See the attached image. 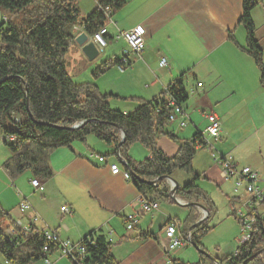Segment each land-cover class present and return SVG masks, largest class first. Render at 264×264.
<instances>
[{"label":"crops","instance_id":"0c3cea01","mask_svg":"<svg viewBox=\"0 0 264 264\" xmlns=\"http://www.w3.org/2000/svg\"><path fill=\"white\" fill-rule=\"evenodd\" d=\"M74 3L82 16L88 14L97 5L96 0H74ZM241 8L242 0H125L123 6L112 13L113 23L107 24L109 38L105 46L107 47L105 59L120 58L124 51H127L125 42L121 38H114L119 30L140 26L144 32V48L139 54L128 53L129 62L126 64L112 65L99 78L92 80L96 82L101 92L103 87L100 83L103 84L102 93L148 100L158 96L178 75L184 73L183 79L189 75L191 88L194 89L190 90L189 94L185 89L187 100L183 103V109L187 122L185 126L179 127L180 117H177L174 122L168 123L167 129L180 139L191 137L195 131L201 132L206 144L196 146V154L197 150L205 149L211 144L207 140L208 136L203 134L204 130L201 129L200 123H195L191 116L195 112L200 114L206 127L205 114L214 113L220 122L216 141L223 140L217 148L218 155H230L238 166L254 169L258 173L257 185L262 187L264 186V151L261 146L258 150L261 152L262 163H256L250 157L251 150L248 156L241 160L234 153L237 144L231 148L226 145L232 138L228 133L234 131L227 124L233 121L236 127L240 120H252L256 114L259 115L264 110L262 101L264 87L259 81L260 72L253 58L240 48L245 46V30L239 23ZM255 13L254 8L251 16L255 25V38L258 40L259 24ZM80 32L82 30L79 28L76 34ZM259 45L263 47L264 63V44L259 43ZM162 57L167 62L165 67L158 65ZM84 58L79 46L74 43V67ZM118 67H122V71L118 70ZM198 82L201 83L200 86H197ZM193 93L195 96L191 99L190 94ZM109 100L112 107L123 112L131 111L137 103L131 99L110 98ZM256 125L257 123L253 121L252 130L244 138H254L259 146L258 132L264 124ZM93 138L88 136L85 143L75 140L70 147L54 148L48 159L52 175L47 179L38 178L43 188L35 189L30 184V180L36 176L28 171L30 175L26 188L19 181L15 182L17 200L7 203L0 195V205L8 209L16 223L31 225L38 230H54L62 240L78 242L92 231L96 233L94 237L104 236L105 240L110 242V251L116 259V264H165L168 260L173 261L170 252L175 248L167 249L163 233L165 223L171 221L170 213L160 210L159 202L157 209L142 211L139 205L140 194L133 183L124 179L122 175H112L107 167L108 162H118L124 169L118 161L119 154L105 157L107 163L104 164L90 157L113 150L111 146ZM0 139L3 142L2 136ZM156 141L157 146L168 156H172L177 150V143L165 135H159ZM135 144L129 149L133 159L141 160L150 156L148 150L141 144L142 151ZM94 147L99 149L106 147V150L95 153ZM239 161L242 163L240 164ZM177 172L178 170L173 171L170 176L178 185L190 179L189 176L184 175L185 172L181 174ZM213 172L215 175L219 173L224 180L228 179L221 174L218 163L209 170L201 171L205 179L212 178L210 176ZM5 175L7 176L6 173ZM9 179L13 185V178L9 177ZM7 181L4 177L5 189L11 187L6 185ZM167 183L170 184L169 181ZM224 195L228 200L229 214L234 213L239 216L252 211V208H248V194L245 190L236 195L226 193ZM177 199V197L176 200L171 198L173 202L186 208L182 201ZM22 201L29 204V208L23 213L18 209ZM62 205H65L69 211H60ZM192 207L197 212L200 211L198 207ZM255 208L264 217V204ZM132 212L139 213L138 221L133 229L127 230L122 217ZM235 220L239 223L237 219ZM154 222L158 229H155ZM175 226L180 233L177 220ZM190 227L188 230L191 229ZM140 232H150L153 237L142 239L138 236ZM240 243L241 241L236 243L226 255L233 254ZM215 256L217 257L218 254L215 253ZM66 258L58 254L52 255L51 264ZM208 258L214 264H218V258L214 256ZM68 260L73 264L70 259ZM174 260L181 262L178 259ZM34 264H43V262L40 260Z\"/></svg>","mask_w":264,"mask_h":264},{"label":"trees","instance_id":"16d2710c","mask_svg":"<svg viewBox=\"0 0 264 264\" xmlns=\"http://www.w3.org/2000/svg\"><path fill=\"white\" fill-rule=\"evenodd\" d=\"M261 0H242L239 23L245 30V46H240L254 60L260 72V84L264 87L263 47L255 38V25L251 11ZM125 0H96V6L82 16L74 0H0V135L8 150L1 163L2 170L10 178L31 172L37 178L47 179L52 175L49 154L57 147H70L75 140L84 142L90 135L113 148L99 154L107 157L119 154L125 160L124 169L139 194L151 201H172L166 179L155 183L148 181L169 176L175 170L191 174V178L175 189V197L203 204L214 212V204L197 180L192 160L196 146L206 144L203 135L195 131L191 137L180 139L167 129L168 117L173 105L183 108L187 92L183 85L184 73L178 75L151 99L121 97L102 93L89 81L75 82L66 70L65 56L74 45V26L93 34L105 24L102 8L108 6L111 15L123 6ZM231 37V36H230ZM232 38V37H231ZM237 44V43H236ZM121 65V58H107L91 70L96 78L112 65ZM110 98L135 100L136 106L123 112L110 105ZM84 121L77 128L72 125ZM124 131V140L116 149ZM165 135L177 143L172 156L166 155L157 146V137ZM141 144L150 156L133 159L130 147ZM183 220L170 219L165 224L182 225L180 235L186 239V231L197 220L194 207L186 206ZM256 221L255 231L241 242L233 254L217 260L218 264H243V261L264 248V217L252 209ZM240 222V218L230 213ZM210 215V216H209ZM189 230L190 242L199 248L198 260L179 264H214L201 248V237L212 227L207 222ZM15 226L17 233L7 234L4 227ZM23 234L8 210L0 205V264H34L45 255L42 247L47 244L43 230ZM142 239L151 238L150 232H140ZM94 231L82 237L85 250L84 264H116L110 251V242ZM51 250L56 246L51 244ZM69 259V258H68ZM73 263V262H72ZM75 264V263H73ZM244 264H264V252L255 254Z\"/></svg>","mask_w":264,"mask_h":264},{"label":"rangeland","instance_id":"374dc122","mask_svg":"<svg viewBox=\"0 0 264 264\" xmlns=\"http://www.w3.org/2000/svg\"><path fill=\"white\" fill-rule=\"evenodd\" d=\"M254 8L256 9V13H255L256 14V21L259 24L258 28H257L258 29L257 36H258L259 43L263 45L264 44V0L259 2L257 5H255ZM254 8L252 10H254ZM83 12L84 11H81V13H83ZM0 14H1V11H0ZM79 28L80 27H78V26H74L73 30H74L75 34ZM241 29H243V28H241ZM87 35L89 36L90 34H87ZM106 38H107V40H106V45H107L109 34L107 35ZM106 49H107V47L99 49L100 52L98 53L97 57L95 59H93L92 61H88L86 58H84L81 62H78L76 64V66L74 67V45H73L68 50V52L65 56L66 70L68 71V73L72 77L73 81H75V82L89 81V82H93L96 84V82L93 81L92 79L95 80L96 78H99L102 74L100 76L94 78L91 75V69L97 63H99L101 60H103V59H105V57H107V55H106L107 50ZM189 79H190L189 75H187L183 79V85H184L185 89L188 91V94H189V92L191 93L190 90L192 87L191 86L192 83L190 82ZM100 85L104 88L102 83H100ZM103 88H101V90H103L102 92H104ZM190 95H191L190 96L191 99H193V96H195V93L190 94ZM262 101L264 103V96H262ZM130 105L131 104L129 103L128 106H130ZM191 117L195 123H200L201 129L204 130L205 122L202 119V117L200 116V114L195 112L192 114ZM253 121L257 123L256 126H262L264 124V110L261 114H259V115L256 114L252 120H250V119L249 120H247V119L240 120L239 124L236 127H235V124L233 123V121L230 122L229 124H227V126H231L229 128H232L234 131L231 134L228 133L229 137H232V138L227 141L226 145L229 148H231V147H233L234 144L235 145L237 144V148H236L234 153H235V156L238 157L239 159L242 160V159L246 158L248 156L249 151L251 150L252 153H251L250 157L254 160V162L262 163L261 152L258 149L261 146V149L264 151V127L262 126V129H260L258 132V137H259L258 140L260 141L259 146H258V144L254 138H249V139H248V137L244 138L246 136V134L252 130V122ZM189 126L191 127L192 124L190 123ZM93 137L94 136H92V135L89 136V138H93ZM93 139L95 140L96 138L94 137ZM207 140L210 141L211 145L207 148L205 147V149L202 148V149L197 150V152H196V154L192 160V165H193L194 172H196V173L199 172V174H200V178L197 180V184H199V186L204 191L210 193L209 196H210V198L214 204V212L211 214V216L209 215L210 216L209 219L207 217H205V219L203 221H201L200 223H197L196 225L202 224L203 222H206V220L208 219L207 224L210 227L211 226L212 227L201 237V239H200L201 245L200 246L206 255H208L210 257L214 256V258L220 259V258L224 257L227 252L231 251L235 247L236 243L241 241L242 235H243L240 224L237 223V221L233 218V215L228 213V211H229L228 200L224 194L226 193V194H230V195L231 194L236 195L238 192L240 193V192H242V190L244 191V187L239 186L238 190L235 189L234 177H232V178L230 177V178L224 180V178L219 173H216V175H215V173L213 172L210 176L212 178L209 179L206 177L207 179H205V177L203 176L201 171L203 169L209 170L211 168V166L217 165L218 158H219V155H218L219 151L217 150V148H219V145L222 143L221 141H223L222 139L214 141L213 139H211L209 137L207 138ZM98 143L102 144L101 142H98ZM135 145H137L136 147H138L141 151L143 150V148L140 146V144L137 143ZM136 147H134L133 150H135ZM105 150H106V147H105V149L104 148L99 149V148L94 147L95 153H102L101 151H105ZM136 152H137V150H136ZM7 154H8V150L4 146V144L2 143V141L0 139V195H1V198L3 200H5V202L9 203L10 201H16L17 200L16 199L17 184H15V182L17 183V181H19L21 183V185L26 188L27 183H28V177L30 174L28 171L19 174L16 178H13L14 181L12 180L13 181V185H12L11 179H9V177H7L5 175V172H3V170L1 169V163L3 162V160L7 156ZM140 158H143V157H140ZM241 163L242 162H240V164ZM240 166H242V165H239L238 168ZM213 169H214V167H213ZM177 173L181 174L184 172L178 170ZM184 175H187V176H189V178H191V174L185 173ZM4 177L8 180L6 185L11 186L10 188H7V189L4 188V184H3V178ZM184 177H181V179ZM168 185L170 186L169 183H168ZM174 197H175V195H174ZM178 199H177V201H178ZM180 200L182 201V203H188L189 202L187 200H182V199H180ZM156 202H157V200H156ZM159 203H160V210H162V211L165 210L166 212L170 213V215H171L170 219L177 218L179 220H183V218L186 215L187 210L184 211V209H186V208L177 204L176 202L159 201ZM184 205L187 206L186 204H184ZM196 213H197V217H198L197 220H198L199 218L202 217V212L196 211ZM154 225H155V229H158L156 222H154ZM180 226H182V225H179V230H181V228H182ZM195 226H193V227H195ZM193 227H191V228H193ZM188 231L189 230L186 231V233H187L186 237L188 236L189 240H190V233H188ZM215 253L218 254L217 257L215 256ZM170 256H171V258L178 259L179 261H181L183 263H192V262H195L198 258V249L194 245H192L190 243V241L183 240V245H181V246L175 248L173 251H171ZM39 263H41V262H39ZM55 264H71V262H69V260L66 258V259H62L61 261H59ZM165 264H168V263L165 262Z\"/></svg>","mask_w":264,"mask_h":264},{"label":"built area","instance_id":"2783aa9c","mask_svg":"<svg viewBox=\"0 0 264 264\" xmlns=\"http://www.w3.org/2000/svg\"><path fill=\"white\" fill-rule=\"evenodd\" d=\"M102 11L105 15V24L96 32L89 35V38L95 43L98 49H102L106 46V37L108 35L107 24L113 23L111 19V9L108 6H105L102 8ZM114 38H121L127 46V51H124V53L120 57L122 64H126L127 62H129L127 57L128 53L139 54L144 48V32L140 26L133 27L129 30H119L114 35ZM158 65L159 67H165L167 65L166 59L162 57L159 60ZM121 68L122 67H118V70L122 71ZM200 85L201 83L198 82L197 86ZM193 89L194 88H191V91ZM177 117H180L178 122L179 127L185 126L187 120L184 114V109L173 105V111L168 117V122H174ZM205 118L207 119V125L204 129V134L216 140L219 136L220 122L217 116L212 112L205 114ZM90 157H94L100 164L107 163L105 157L103 156L90 155ZM218 164L221 167V174L225 178L235 177V189H237L239 186L244 187L245 192L248 194V208L250 207L253 209L260 206L261 204H264V186L261 187L257 185L258 173L254 169L248 166L238 168V165L234 162L230 155H219ZM107 167L112 175H122L124 179H129L128 171L122 169L118 162H108ZM30 184L35 189L41 190L43 188L42 183L37 177L32 178L30 180ZM139 205L142 211H150L158 208V203L156 201H151V199H147L141 195L139 198ZM28 208L29 204L26 201H22L18 206V209L21 213L25 212ZM60 211L68 212L69 209L65 205H62L60 207ZM138 217V212L125 214L122 217L125 228L127 230L133 229L138 221ZM238 217L240 218L239 223L243 232L241 239V242H243L249 238L251 232L256 230V228H254L256 217L253 211H247V213L240 214ZM33 219L35 220V218ZM16 224L21 228L23 234L35 231V229H33L31 225L24 226L21 225L20 222H17ZM4 231L9 235L17 233L15 226L11 224L6 225L4 227ZM163 233L164 237L166 238V247L168 250L179 247L182 244L183 240L189 241L188 236L186 237V239H183L181 237L180 233L177 232L176 227L173 223L165 224ZM43 235L47 240V244L42 247V252L45 253V255L42 257L43 264H51V256L55 254H58V256H65L75 264H84L83 259L85 257V250L83 244L80 243V241L73 242L69 240H62L58 237V234L54 230L50 229L43 230ZM51 244H54L56 246V249L54 251H52L50 248ZM168 263L179 264L173 262L172 260H168Z\"/></svg>","mask_w":264,"mask_h":264},{"label":"water","instance_id":"95a60500","mask_svg":"<svg viewBox=\"0 0 264 264\" xmlns=\"http://www.w3.org/2000/svg\"><path fill=\"white\" fill-rule=\"evenodd\" d=\"M74 43L77 46H79L81 53L83 54V56L88 61H92L93 59H95L97 57V55L99 53V49L97 48V46L95 45V43L89 38V36L85 32L82 31V32L78 33L74 37ZM83 122L84 121L78 122V123L72 125L71 128H77L80 125H82ZM124 136H125V133H124L123 130H121V138H120L119 142L116 145V149L119 148L120 144L124 140ZM117 155H118V152H117ZM118 161L121 163V165H123V166L126 165L125 161L119 155H118ZM160 178L166 179L167 181L170 182L169 194H170V197L172 199L176 200V197H174V193H175V189L178 186V184H177V182L170 175L169 176L158 177L156 179H153L151 181H148V183L153 184L157 180H159ZM183 204L198 207L200 209V211L202 212V217L199 218L191 227H193L197 223H200L201 221H203L205 219V217H207V215L209 213V211L207 210V208L203 204H201V203H198V202H188V203H183ZM195 247L199 250V248L197 246H195ZM263 250H264V248L260 249L259 251H257L253 255H251L248 259H246V260L243 261V264L246 263L250 258H252L253 256H255V254H258L259 252H261ZM208 257H210V256H208Z\"/></svg>","mask_w":264,"mask_h":264}]
</instances>
